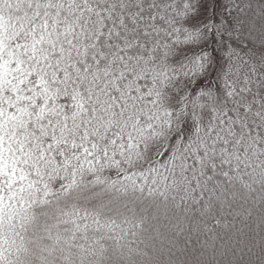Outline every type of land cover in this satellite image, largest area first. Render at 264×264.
<instances>
[{
	"label": "snow or ice",
	"instance_id": "6c2138e0",
	"mask_svg": "<svg viewBox=\"0 0 264 264\" xmlns=\"http://www.w3.org/2000/svg\"><path fill=\"white\" fill-rule=\"evenodd\" d=\"M0 264H264V0H0Z\"/></svg>",
	"mask_w": 264,
	"mask_h": 264
}]
</instances>
